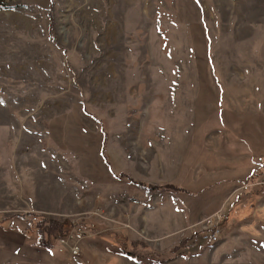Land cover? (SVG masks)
<instances>
[{"label":"rangeland","instance_id":"374dc122","mask_svg":"<svg viewBox=\"0 0 264 264\" xmlns=\"http://www.w3.org/2000/svg\"><path fill=\"white\" fill-rule=\"evenodd\" d=\"M4 1L0 264H264V0Z\"/></svg>","mask_w":264,"mask_h":264},{"label":"trees","instance_id":"16d2710c","mask_svg":"<svg viewBox=\"0 0 264 264\" xmlns=\"http://www.w3.org/2000/svg\"><path fill=\"white\" fill-rule=\"evenodd\" d=\"M0 7L13 8L11 4L5 2L4 0H0ZM84 110H86L85 107H84ZM104 134L105 136L102 141L100 152L105 162L110 165L111 163L108 160L107 155H106V142H107L106 132ZM255 174L254 173L251 174V178H253V175ZM115 176H117L119 179L126 178L134 182L140 188L145 190L147 193L148 192L151 193L153 190H160V191H167V192L177 191V193L184 191L183 187L173 184V183H165V184L158 185V184H152V183L144 182L140 180H135L126 172H121L119 174L115 173ZM36 216H37L36 220H30L27 223L26 227L23 228V233L27 236H32L33 234H35L36 235L35 244L37 246H40L42 248H46L49 250L54 249L57 246L58 237L69 235L70 231L73 229V226H75V224H73V222L69 219L61 223L58 220L49 219L45 217L44 215H36ZM76 224L83 225L81 221H77ZM86 226H89V225H86ZM122 240H125V239L122 238ZM122 240L120 243L122 245L120 247L122 248V250H124V247L122 246L124 245V242L128 243V241L127 240L122 241ZM127 253H131V252L127 251Z\"/></svg>","mask_w":264,"mask_h":264},{"label":"built area","instance_id":"2783aa9c","mask_svg":"<svg viewBox=\"0 0 264 264\" xmlns=\"http://www.w3.org/2000/svg\"><path fill=\"white\" fill-rule=\"evenodd\" d=\"M22 220H26V221H30V220H36L37 219V216L35 215V216H32V217H30L29 215H20L19 216ZM219 218H220V216H219ZM209 229L204 233V235H203V237H204V240L205 241H208V242H217L218 241V239H219V235H220V232H221V228L217 225V222L216 221H214L213 219H210V221H209ZM77 231H79L80 233H77ZM75 233H72V237L74 236V234L75 235H77V234H81L82 233V235H80V236H85V235H83L84 234V232L85 231H83V230H77ZM62 241L64 242H66L67 240H63L62 239ZM75 253H78L79 252V246L78 245H76L75 247H74V250H73Z\"/></svg>","mask_w":264,"mask_h":264},{"label":"crops","instance_id":"0c3cea01","mask_svg":"<svg viewBox=\"0 0 264 264\" xmlns=\"http://www.w3.org/2000/svg\"><path fill=\"white\" fill-rule=\"evenodd\" d=\"M165 183H173V184H176V183H174V182H165ZM165 183H160V184H158V183H155V184H158V185H161V184H165ZM154 184V183H153ZM176 185H178V184H176ZM180 186V185H179ZM181 187H183L184 188V191H183V194H185L186 196H187V198L189 199L187 202H184V200H180V194H181V192H179V193H173V192H167V193H169V194H173V195H175L176 197H177V199L178 200H180L184 205H188L190 202H195L197 205H198V207H197V212H199L201 209H203L204 207L202 206L203 205V203L202 202H198V201H193L195 198H193V196H195V194L197 193H195V192H193L192 190H190L189 188H187V187H185V186H181ZM206 188V187H205ZM206 189H202L200 192H203V191H205ZM158 191H160V190H158ZM160 192H164V191H160ZM186 192H191V196L189 195V194H187ZM199 197V196H198ZM216 197H218L217 195L216 196H214V198H216ZM179 201V202H180ZM180 202V203H181ZM209 205V204H208ZM196 212V213H197ZM46 249V248H45ZM49 250V249H48Z\"/></svg>","mask_w":264,"mask_h":264}]
</instances>
